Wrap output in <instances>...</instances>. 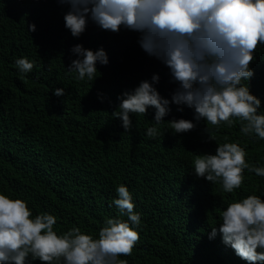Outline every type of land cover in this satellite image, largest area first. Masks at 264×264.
Listing matches in <instances>:
<instances>
[{"label":"trees","instance_id":"1","mask_svg":"<svg viewBox=\"0 0 264 264\" xmlns=\"http://www.w3.org/2000/svg\"><path fill=\"white\" fill-rule=\"evenodd\" d=\"M66 11L57 0H0V191L26 199L33 214L55 215L61 231L80 227L95 235L106 218L118 216L112 201L116 186L125 184L141 214L131 255L119 257L127 264H247L219 233L211 240L208 233L227 203L264 196V178L245 170L241 187L225 193L219 183L197 179L191 160L214 154L216 143L227 140L246 145V162L264 166V141L243 136L239 123L214 128L195 121L187 107L177 111L173 104L163 119L191 120L189 136L174 134L165 122L148 137L152 108L131 114L133 128L125 133L111 115L117 96L155 73L158 92L170 99L175 84L168 69L145 54L137 32L123 37L89 23L72 37L64 27ZM29 24L35 31L27 30ZM75 44L103 47L108 55L93 82L78 81L67 70ZM21 57L33 62L26 74L15 66ZM250 68L249 90L264 111V45L258 43ZM53 88H63L64 96L53 95Z\"/></svg>","mask_w":264,"mask_h":264},{"label":"clouds","instance_id":"2","mask_svg":"<svg viewBox=\"0 0 264 264\" xmlns=\"http://www.w3.org/2000/svg\"><path fill=\"white\" fill-rule=\"evenodd\" d=\"M67 6L64 27L79 38L89 23L101 30L129 31L139 34L137 43L149 57L168 69L175 88L169 98L160 95L159 75L141 80L137 86L117 96L119 118L125 133L132 129L131 114L154 109L153 126L148 137L158 135V125L167 122L174 134L189 136L195 125L191 120L164 121L170 104L177 111L187 107L195 121L219 128L239 123V131L264 141V111L261 100L250 93L248 81L253 75L250 62L258 43L264 45V0H57ZM29 32L35 25L27 26ZM75 56L67 67L78 81L93 82L97 65L106 66L103 47L95 50L75 44L69 49ZM20 73H28L33 62L26 57L15 60ZM100 74V73H99ZM53 95L64 96L63 88ZM100 98V97H98ZM183 106V107H181ZM208 139L214 140L209 136ZM246 145L239 141L216 143L214 154H196L192 173L225 193L239 189L247 170L264 178V166L246 162ZM211 151L213 145L210 146ZM112 204L118 216L106 218L95 235L80 227L61 231L54 227L57 217L49 212L33 214L26 199L0 191V264H127L120 256H129L139 239L141 214L135 212L132 193L125 184L115 188ZM122 217H126L123 219ZM219 227H210L208 238L219 233L225 246L247 264H264V196L250 194L227 203L219 211Z\"/></svg>","mask_w":264,"mask_h":264}]
</instances>
